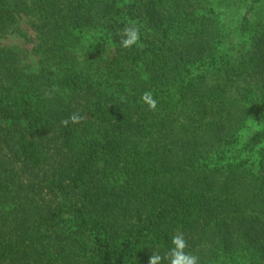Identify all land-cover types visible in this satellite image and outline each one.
Instances as JSON below:
<instances>
[{"label": "trees", "instance_id": "1", "mask_svg": "<svg viewBox=\"0 0 264 264\" xmlns=\"http://www.w3.org/2000/svg\"><path fill=\"white\" fill-rule=\"evenodd\" d=\"M180 233L264 264V0H0V264H149Z\"/></svg>", "mask_w": 264, "mask_h": 264}, {"label": "clouds", "instance_id": "2", "mask_svg": "<svg viewBox=\"0 0 264 264\" xmlns=\"http://www.w3.org/2000/svg\"><path fill=\"white\" fill-rule=\"evenodd\" d=\"M139 39V31L135 27L126 28L120 40V46L123 48H130L133 45H136ZM141 100L148 106L149 110H155L157 108V101L153 98V95L150 92H145L142 95ZM73 119H76V117H73ZM172 245L173 247L170 251V256L161 257L158 254H152L149 264H162L164 259L168 260V264H199L197 256L185 252L187 243L184 239L183 233L172 237Z\"/></svg>", "mask_w": 264, "mask_h": 264}, {"label": "rangeland", "instance_id": "3", "mask_svg": "<svg viewBox=\"0 0 264 264\" xmlns=\"http://www.w3.org/2000/svg\"><path fill=\"white\" fill-rule=\"evenodd\" d=\"M6 44H20L24 48L29 49L32 46L31 39L25 40L21 37H15L14 35L9 36L7 39L4 40Z\"/></svg>", "mask_w": 264, "mask_h": 264}]
</instances>
